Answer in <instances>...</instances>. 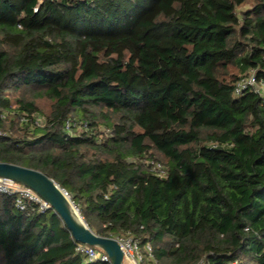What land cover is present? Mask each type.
<instances>
[{"label": "trees", "instance_id": "trees-1", "mask_svg": "<svg viewBox=\"0 0 264 264\" xmlns=\"http://www.w3.org/2000/svg\"><path fill=\"white\" fill-rule=\"evenodd\" d=\"M252 74L264 0H0V162L142 264H264V98L235 94ZM79 245L0 196V264H106Z\"/></svg>", "mask_w": 264, "mask_h": 264}, {"label": "water", "instance_id": "water-1", "mask_svg": "<svg viewBox=\"0 0 264 264\" xmlns=\"http://www.w3.org/2000/svg\"><path fill=\"white\" fill-rule=\"evenodd\" d=\"M0 178L11 180L35 191L63 220L75 242L104 252L112 264H125L119 242L96 235L84 221L71 198L56 182L37 170L2 162H0Z\"/></svg>", "mask_w": 264, "mask_h": 264}, {"label": "built area", "instance_id": "built-area-1", "mask_svg": "<svg viewBox=\"0 0 264 264\" xmlns=\"http://www.w3.org/2000/svg\"><path fill=\"white\" fill-rule=\"evenodd\" d=\"M254 89L257 93L261 94L264 98V80L258 82L255 74L250 75L248 78L243 79L238 83L235 94L237 96L243 95L246 91ZM3 134L0 132V136ZM148 165L152 166V171L160 178L165 177L166 173L160 164L153 162ZM68 197V193H66ZM0 196H6L14 199V204L17 210L25 212L31 207H36L40 212L44 213L51 210L50 205L43 200L35 191L15 183L11 180L0 178ZM118 241V240H117ZM125 257V264H142L143 257L140 254L138 242L129 238L127 240L118 241ZM151 252V248L147 247ZM77 252L84 254L89 262L99 261L106 264H112L110 258L102 251L85 245H79L76 249ZM127 255L131 260H126Z\"/></svg>", "mask_w": 264, "mask_h": 264}, {"label": "bare ground", "instance_id": "bare-ground-1", "mask_svg": "<svg viewBox=\"0 0 264 264\" xmlns=\"http://www.w3.org/2000/svg\"><path fill=\"white\" fill-rule=\"evenodd\" d=\"M76 215H77V217H79L80 215L76 212ZM126 260L128 261V262H130V260H131V258H130V256L129 255H127V257H126Z\"/></svg>", "mask_w": 264, "mask_h": 264}, {"label": "rangeland", "instance_id": "rangeland-1", "mask_svg": "<svg viewBox=\"0 0 264 264\" xmlns=\"http://www.w3.org/2000/svg\"><path fill=\"white\" fill-rule=\"evenodd\" d=\"M251 6H252V4H249L247 7H245V9H246V8H249V7H251ZM43 106H44V104H43Z\"/></svg>", "mask_w": 264, "mask_h": 264}]
</instances>
